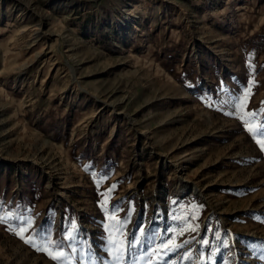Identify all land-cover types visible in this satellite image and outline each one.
<instances>
[{"label":"rangeland","instance_id":"1","mask_svg":"<svg viewBox=\"0 0 264 264\" xmlns=\"http://www.w3.org/2000/svg\"><path fill=\"white\" fill-rule=\"evenodd\" d=\"M262 102L264 0H0V264H264Z\"/></svg>","mask_w":264,"mask_h":264},{"label":"snow or ice","instance_id":"2","mask_svg":"<svg viewBox=\"0 0 264 264\" xmlns=\"http://www.w3.org/2000/svg\"><path fill=\"white\" fill-rule=\"evenodd\" d=\"M221 92L224 91V85H218ZM245 101L247 100V97L244 98ZM264 103V102H262ZM249 132H251V128L248 129ZM259 135L264 136V124H262V129L259 132ZM257 143L260 146V149L264 151V142L257 141ZM115 185L110 186L109 192L113 191L115 189ZM107 195L105 196V199H107ZM113 217L115 216V212H112L111 214ZM0 223H3V220H0ZM127 223L126 221H119L114 223L112 226L106 229L108 232V237L106 238V244L110 245L111 247L108 249L110 252V255L112 257V264H123L124 262V254L125 250L131 252L133 249V246H138L143 243V241L139 240L137 238L136 233H130L127 237V245L125 248V242L123 240H117L116 237L123 234V225ZM21 227L23 230H27V228L31 227L30 221L23 220L21 222ZM192 231H195V228H191ZM138 232L142 231V229H137ZM39 233H37L38 235ZM17 235L20 236L22 240H24V236L22 232H18ZM146 235V233H145ZM69 239H75V237H69ZM172 237L170 236L168 241L164 242L162 247L168 248V244L171 243ZM25 243L32 244L33 241L31 238L24 241ZM206 243V242H205ZM170 252H176L178 251V248L173 247L171 249H168ZM51 255V253H49ZM149 259H151V252H148ZM61 257H64L63 252H58L56 255H53L52 258L56 261V264H67V258L65 257L63 260Z\"/></svg>","mask_w":264,"mask_h":264}]
</instances>
